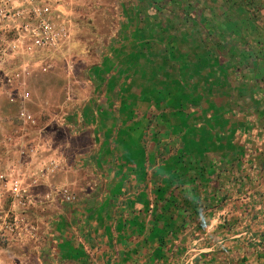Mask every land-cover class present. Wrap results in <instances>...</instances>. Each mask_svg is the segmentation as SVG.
<instances>
[{
	"label": "crops",
	"instance_id": "crops-1",
	"mask_svg": "<svg viewBox=\"0 0 264 264\" xmlns=\"http://www.w3.org/2000/svg\"><path fill=\"white\" fill-rule=\"evenodd\" d=\"M116 3L75 68L0 65V139L74 198L16 264H264V0Z\"/></svg>",
	"mask_w": 264,
	"mask_h": 264
},
{
	"label": "built area",
	"instance_id": "built-area-1",
	"mask_svg": "<svg viewBox=\"0 0 264 264\" xmlns=\"http://www.w3.org/2000/svg\"><path fill=\"white\" fill-rule=\"evenodd\" d=\"M62 15L53 0H0V65L33 64L45 71L52 57L70 45V28ZM18 78V73L5 75L3 82L12 84ZM26 97L25 93L19 97L17 119L21 125H32L21 107ZM36 158L37 148L23 144L21 136L0 139V264H16V259L4 257L8 249L24 256L23 248L40 243L41 222L36 213L57 199L64 203L74 199L64 186L39 191L59 163Z\"/></svg>",
	"mask_w": 264,
	"mask_h": 264
},
{
	"label": "rangeland",
	"instance_id": "rangeland-1",
	"mask_svg": "<svg viewBox=\"0 0 264 264\" xmlns=\"http://www.w3.org/2000/svg\"><path fill=\"white\" fill-rule=\"evenodd\" d=\"M55 5L62 12V19L67 21L70 28L71 40L70 45L67 47L69 50L70 61L68 62L69 68H75L76 58H73V54H79L82 52H89L92 50L95 39H102L111 25L113 20V12L115 8H118L117 0H53ZM116 19V18H115ZM114 19V21H115ZM120 18L114 23H119ZM146 18H142L144 21ZM64 54V53H63ZM65 55V54H64ZM92 53H88L86 58L92 59ZM54 60H61L62 52L57 53L52 57ZM52 59V60H53ZM60 63V61L58 62ZM36 99L43 100L44 96L40 92H36ZM2 108L6 114H12L13 111L10 108H6L2 104ZM3 157V156H2ZM13 249V248H12ZM11 248L6 252V259H16V261L22 260L23 256L19 255L17 249ZM29 247L23 248L24 252L28 251Z\"/></svg>",
	"mask_w": 264,
	"mask_h": 264
}]
</instances>
